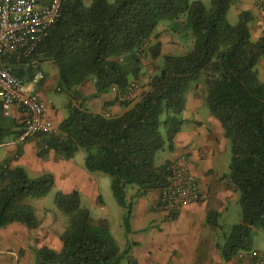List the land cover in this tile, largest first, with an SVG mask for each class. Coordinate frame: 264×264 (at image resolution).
Instances as JSON below:
<instances>
[{
	"label": "trees",
	"instance_id": "16d2710c",
	"mask_svg": "<svg viewBox=\"0 0 264 264\" xmlns=\"http://www.w3.org/2000/svg\"><path fill=\"white\" fill-rule=\"evenodd\" d=\"M237 1L212 0L207 8L199 0L88 4L65 0L60 18L37 51L20 62L10 61L12 72L25 82L39 68L38 59L57 65L59 88L72 100L57 132L35 136L37 156L44 159L54 151L69 160L84 151L87 171L110 177L112 191L126 209L128 228L133 205L125 189L136 185L142 194L168 184L173 164L157 166L155 157L167 142L173 147L184 125L187 92L202 81L209 110L230 143L232 157L225 178L239 193L242 208L241 222L216 244L225 262L253 250L255 228L264 232V80L258 70L264 36L252 38L249 12L230 22L229 11ZM162 21H168L169 31L182 41L191 40L192 46L182 53L162 54L155 33ZM148 53L153 59L162 57L164 63L148 78L139 97L122 100L121 114L107 116L79 102L78 87L89 79L94 82V96L113 86L124 95L143 75ZM21 126L4 113L0 100V148L12 140L17 144L15 156L0 160V228L13 222L37 228L40 220L24 201L45 196L56 186L52 173L31 174L13 163L23 154L26 141L18 142ZM162 127L167 129L166 139ZM56 205L69 221L59 236L62 247L40 248L36 264H123L128 249L122 251L104 227L91 221L79 191H57ZM176 217V212L170 214V219ZM208 222L217 225L210 214Z\"/></svg>",
	"mask_w": 264,
	"mask_h": 264
},
{
	"label": "crops",
	"instance_id": "0c3cea01",
	"mask_svg": "<svg viewBox=\"0 0 264 264\" xmlns=\"http://www.w3.org/2000/svg\"><path fill=\"white\" fill-rule=\"evenodd\" d=\"M84 1L86 4L91 2V0ZM258 1L238 0L229 11V17L236 15L235 21L242 12L250 13L249 26L254 40L264 36V10L259 9ZM168 27L164 25L157 33L163 53H181L178 49L183 47L182 52H184L192 46L191 40L182 41L169 31ZM111 59L116 57L113 56ZM43 62L47 63L50 69L44 70ZM36 63L45 73V80L40 88L42 100L47 108L46 115L59 129L68 114L69 100L71 102L72 99L67 93H65L67 96L63 95L69 100L64 96L50 99L49 91L62 93L59 88V70L53 60L41 58ZM263 69L264 58L258 63L259 73H264ZM204 87L202 81L192 87L186 98V109L182 114L186 122L177 134L173 147L170 148L169 143H166L164 153L165 162L171 161L173 165L182 160L187 162L205 199L175 211L177 217L170 219L171 213L161 206L160 189L140 194L138 187L133 185L129 186L126 192L127 200L133 205L129 236L135 252L131 257L141 261L142 264H241L243 262L240 254L230 261L223 260L216 245L219 241L216 242L212 235L215 226L208 222L210 214L218 227H223V216L229 212L232 203L238 202L239 193L225 178L232 157L230 143L225 137L221 122L211 114L207 106ZM95 92L94 82L89 79L78 87L77 99L91 111L104 113L107 116L118 115L124 111L121 101L123 94L119 87L113 86L98 96H94ZM137 92L129 98L134 99L138 95ZM10 116L21 124L23 116L16 108ZM168 149L169 152L166 153ZM16 150L17 144L14 140L3 145L0 148V160L15 156ZM16 159L18 160L13 163L25 167L31 174L52 173L57 191L70 193L77 190L82 198L90 199L94 206L106 207V203L102 200V186L104 184L109 188L111 179L101 172L87 171L84 151H79L69 160L60 158L54 151H50L46 158L41 159L37 156V138L31 137L23 145V154ZM155 164L160 166L164 163ZM123 214H125L123 209L116 208V215ZM56 228L54 225L50 228L41 220L40 225L34 229L19 222L0 228V264H36L40 248L49 246L57 250L61 249L62 242L59 236L65 228L61 230ZM253 250L264 252V249L255 247Z\"/></svg>",
	"mask_w": 264,
	"mask_h": 264
},
{
	"label": "built area",
	"instance_id": "2783aa9c",
	"mask_svg": "<svg viewBox=\"0 0 264 264\" xmlns=\"http://www.w3.org/2000/svg\"><path fill=\"white\" fill-rule=\"evenodd\" d=\"M64 1L0 0V100L6 115L10 116L16 108L23 116L18 142L58 130L47 117V108L41 96L44 71L38 68L30 81L25 82L12 72L10 61L15 59L20 62L37 51L60 18ZM257 6L263 11L264 0H259ZM138 89L139 86L132 83L121 101ZM204 199L205 195L187 162L175 163L168 184L160 189L162 208L172 213ZM240 257L241 264H264L263 251L244 252Z\"/></svg>",
	"mask_w": 264,
	"mask_h": 264
},
{
	"label": "rangeland",
	"instance_id": "374dc122",
	"mask_svg": "<svg viewBox=\"0 0 264 264\" xmlns=\"http://www.w3.org/2000/svg\"><path fill=\"white\" fill-rule=\"evenodd\" d=\"M192 1H196V0H192ZM199 1H202L203 4L207 8H211L212 0H199ZM236 18H237L236 15L233 14L229 17V20L231 23H234V22H237L235 21ZM168 24H169L168 21L160 22L159 25L155 29V33H159L160 30L164 27V25H168ZM153 43H154V39H153ZM182 50H183V47L182 49H178V51L181 53H182ZM162 54H165V53L162 52ZM162 63H164V60L162 57L153 59V57L149 53L144 57L143 75H141V77L135 81V83L139 86V89L137 90L139 92H137L138 95H136L135 98L141 95L142 91L144 90L147 84L148 78L158 71ZM42 67L44 70H47L48 64L43 62ZM260 77L262 78V80H264V73H260ZM193 86H195V84H193L191 88L189 89V91L187 92L186 98H188L189 93ZM63 94H65V92L64 93L63 92L56 93L54 91L48 92V95L50 96V99L52 100L56 98V96H64ZM64 98L66 97L64 96ZM66 99L69 100L68 98ZM69 103H70V100H69ZM181 118L183 119L182 116ZM183 120L185 123L186 119H183ZM22 122H23V118L21 119V125H22ZM162 132L166 139L167 138L166 127H162ZM165 147L166 145L164 146V148ZM164 148L161 149L159 152H157L155 163H161V164L165 163L166 155L164 153V150H165ZM168 152H169V149L167 150L166 153ZM128 189H129V186L125 189L126 199L128 196V193H126ZM56 195H57V188L55 187L52 191H50L45 196H39V197L30 196V197H27L24 202L28 204L29 206H31L32 208H34L39 220L43 221L44 223H47V225H49L50 228H52L54 225L55 227H57L56 230L57 229L61 230L63 228L66 229L69 223L68 217L56 205ZM102 200L106 203V207H100V206L96 207L91 203L90 199L82 198V197H81V205L82 207L89 210L91 221L94 224L104 227L122 251H124L125 249H128L129 255L125 256V258L122 261L123 264H142L141 261H138L137 259L131 257V254H134L135 252L134 244L132 243V239L129 236V233H130L129 229L131 230V225L129 228L126 225L125 214L121 216L116 215V208L117 209L121 208L125 212H126V209L119 203L118 198L113 193L112 188H111V181H110L109 188H107L106 185L104 184L102 186ZM241 218H242V208L240 204L238 202L232 203L229 209V212L226 214V216H223V220H222L223 227H218V225H216L214 228V233L212 235H214L216 242L217 241L224 242L226 234H229L233 226L237 224L241 220ZM55 240H56L55 242L57 243V239ZM252 245L253 247L258 248V249H264V232L262 230H258V229L253 230Z\"/></svg>",
	"mask_w": 264,
	"mask_h": 264
}]
</instances>
